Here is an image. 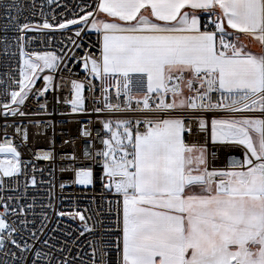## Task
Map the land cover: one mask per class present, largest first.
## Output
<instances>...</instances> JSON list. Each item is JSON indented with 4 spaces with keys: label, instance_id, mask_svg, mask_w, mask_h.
Segmentation results:
<instances>
[{
    "label": "snow or ice",
    "instance_id": "obj_1",
    "mask_svg": "<svg viewBox=\"0 0 264 264\" xmlns=\"http://www.w3.org/2000/svg\"><path fill=\"white\" fill-rule=\"evenodd\" d=\"M0 7L6 21L0 55L9 66L0 82L5 117L50 115L41 98L68 83L71 99L64 103L70 113L96 114L95 121L91 115L77 121L76 137L63 141L73 151L58 161L65 165L59 171L74 174L61 188L93 185L99 165L103 189L116 197L113 202L102 196L108 216L115 204L114 220L104 219L103 211L86 216L87 209L56 213L81 222L78 235L89 238L80 247L91 257L85 264H109L113 249L116 264H264V0H80L71 15L49 18L41 11L33 14L41 20L24 22L16 0H0ZM42 30L71 33L56 38L60 54L28 50L36 39L28 33ZM89 30L96 34L95 53L91 43H78ZM45 35L49 42L55 38ZM241 35L257 41L259 49ZM78 62L83 80L69 67ZM46 70L60 72V81L54 83ZM41 76L43 85L35 87ZM87 77L100 81L103 107H86L85 82L94 88ZM111 88L117 96L123 93V106L108 102ZM29 97L36 98L39 113L22 110ZM34 123L37 131L51 125L54 132L55 122ZM96 123L101 127L93 134ZM22 130L27 139L23 124L16 126L17 134ZM209 139L214 147L239 150L241 156L232 158L238 162L215 166ZM52 144L36 157L57 162ZM0 153V189L7 184L21 191L18 176L26 177L22 196L0 197V264H69L67 244L53 243L51 232L47 239L43 235L49 219L44 209L51 202L36 194L31 203L21 202L37 181L27 176L28 162L7 132ZM80 256L78 250L75 258Z\"/></svg>",
    "mask_w": 264,
    "mask_h": 264
},
{
    "label": "built area",
    "instance_id": "obj_2",
    "mask_svg": "<svg viewBox=\"0 0 264 264\" xmlns=\"http://www.w3.org/2000/svg\"><path fill=\"white\" fill-rule=\"evenodd\" d=\"M91 3V0H88ZM16 3L23 9L20 13L21 22H24V17L29 19L41 20L39 15H33L34 13H39L43 11L49 18L55 13L59 16L61 12H67L71 15L73 12L78 11L76 5L80 3V0H53L51 4L47 3V0H16ZM13 14H16L15 12ZM5 18L3 15V8L0 7V36L5 35L3 30V24L5 23ZM59 22V20H57ZM90 35H87L83 40H78V43H82L85 48H89V43L92 47L89 51L95 53L98 51L96 47V34L93 30H89ZM45 33L49 35H54V39L49 42L46 38ZM14 33L9 31L7 33L9 40ZM69 32H64L63 30H57L51 32L50 30H42L40 33L29 32L28 35L35 36L36 39L28 44V50L37 51H52L55 50L57 54L59 53L60 44L57 43L56 38L66 37L70 35ZM13 51L15 46L13 45ZM67 51V49H65ZM80 55H83L82 49L76 50ZM0 53H2V46H0ZM8 57L0 55V82L3 80V73L7 71L8 65L3 63ZM69 67L73 69L76 73L74 78L85 79V72L80 68L79 62L76 64H70ZM46 74H51L54 76V83L60 81L61 73H51L46 70ZM64 75H67V70H64ZM87 79L92 80L94 88L89 87L87 82H85L83 95L85 97V105L87 108L103 107L105 101L103 94L101 92V84L98 79L94 77H87ZM42 76L38 78L35 87H41L43 85ZM71 85L62 84L60 89H49L45 97L41 98V102L44 100L48 103V112L50 115L37 114L29 117H20L18 115H8L5 117L3 114V109L0 108V141L5 138V132H7L8 137L12 138L14 145L18 148L21 153V158L23 161L28 162L26 164V172L28 177L35 176L37 181L36 187L28 186V200H23L22 203H31V197L36 195H43L45 199L43 203L48 204L51 202L50 207L44 209L49 215L47 221V231L43 234L44 238H48V232L52 233L53 243L56 241L66 243L67 248L65 251L69 252V264H85V262L90 261L91 257L86 256L85 253L88 251L86 247L81 248L84 245L85 240L89 237L87 234L80 237L77 232V228L80 225L78 218H72L70 216L59 217L56 215L57 211L70 212L73 209L76 211H83L87 209L84 213L86 216H91L96 212L103 211L105 213L104 219H115V204L113 203V215H107L108 201L107 199L102 200V196L110 197L113 202H115L116 197L111 193H108L102 187V182L100 180V173L102 171L99 165L94 168V184L89 186H83L75 183L66 184L64 188L60 187V184L64 181H71L74 179V174L72 172H61L60 168L64 167V164L59 163V157L61 153H68L73 151V145L71 143H63L65 140L74 139L77 134L78 124L77 121L83 123L89 115H91L93 121L96 119L95 113H70V106L64 103V98L67 97L71 99L70 95ZM60 98V102L57 103L56 97ZM6 99V97H0V100ZM215 99V96H213ZM108 102L116 104L119 103L123 106L125 103L123 93L120 96L116 95L115 88L108 90ZM135 101H132L133 107H135ZM22 110L31 111L33 113H39L40 110L37 108V100L35 97H29L26 103L22 106ZM61 113H67V115H61ZM108 113H105L107 115ZM113 118L123 116V113H113ZM5 119L9 122V127L5 128ZM36 119H42L44 121L55 122V129L51 125L45 129L43 125L40 126V130L37 131V127L34 123ZM23 124V128L26 129L27 139H24V132L17 134L15 129L17 125ZM100 124H94L92 128L93 134L100 129ZM203 139V137H201ZM52 141H54V146L56 149L57 162H51L44 160L43 158L36 157V153L40 151H48L52 146ZM100 137H97V144L99 145ZM209 152H216L217 159L214 161L215 166H223L233 161V156L240 157L241 152L239 150L233 149L228 150L220 146H213L210 139L208 141ZM4 154H0L3 156ZM80 166V165H77ZM33 167H35V172H33ZM8 179V178H4ZM18 180L21 186V191H16L12 189L9 185H5L3 189H0V197H7L12 195H23L22 189L26 181L24 175H19ZM43 181V183H41ZM14 181L9 180V184ZM38 189H43V192H38ZM51 191L52 195L48 198V192ZM94 198V200H93ZM38 204L40 201L37 202ZM103 205V207H101ZM0 210H2V205H0ZM41 209L37 207L36 211L39 212ZM31 219V217H29ZM15 219V217H12ZM37 223L39 221L37 220ZM79 241V246L73 244V241ZM45 251L48 249L45 248ZM80 250V258H75L76 252ZM63 256V253H59ZM117 255L115 249L109 252V264H116Z\"/></svg>",
    "mask_w": 264,
    "mask_h": 264
},
{
    "label": "crops",
    "instance_id": "obj_3",
    "mask_svg": "<svg viewBox=\"0 0 264 264\" xmlns=\"http://www.w3.org/2000/svg\"><path fill=\"white\" fill-rule=\"evenodd\" d=\"M145 14H147V13H145ZM240 39H241L242 41H244V43H246V44H247L249 47H251V48H255V47L260 46L259 43H258L257 41L251 40L250 38H247V37L244 36V35H241V36H240ZM253 44H255V45H253Z\"/></svg>",
    "mask_w": 264,
    "mask_h": 264
},
{
    "label": "rangeland",
    "instance_id": "obj_4",
    "mask_svg": "<svg viewBox=\"0 0 264 264\" xmlns=\"http://www.w3.org/2000/svg\"><path fill=\"white\" fill-rule=\"evenodd\" d=\"M253 45H255V44H253ZM259 47H260V46H258V47H255V48H253V49H259Z\"/></svg>",
    "mask_w": 264,
    "mask_h": 264
},
{
    "label": "water",
    "instance_id": "obj_5",
    "mask_svg": "<svg viewBox=\"0 0 264 264\" xmlns=\"http://www.w3.org/2000/svg\"><path fill=\"white\" fill-rule=\"evenodd\" d=\"M0 154H3V153H0Z\"/></svg>",
    "mask_w": 264,
    "mask_h": 264
}]
</instances>
